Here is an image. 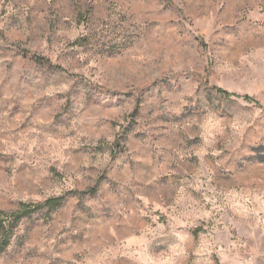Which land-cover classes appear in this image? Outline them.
Instances as JSON below:
<instances>
[{"label": "rangeland", "instance_id": "1", "mask_svg": "<svg viewBox=\"0 0 264 264\" xmlns=\"http://www.w3.org/2000/svg\"><path fill=\"white\" fill-rule=\"evenodd\" d=\"M0 210V264H264V0H0Z\"/></svg>", "mask_w": 264, "mask_h": 264}, {"label": "trees", "instance_id": "2", "mask_svg": "<svg viewBox=\"0 0 264 264\" xmlns=\"http://www.w3.org/2000/svg\"><path fill=\"white\" fill-rule=\"evenodd\" d=\"M46 60V59H45ZM63 201V197L62 196H55V197H51L49 199H47L45 202L43 203H37V204H24L23 207H25L22 211L18 212V213H14V221L13 222H18L20 220V218L25 214H31L33 211H36L38 209L44 208V207H48L49 209L51 208H56L59 205H61ZM5 214L4 211L0 210V233L4 234L5 236V232L6 231V225L4 223V220L1 218L2 215ZM9 241L7 239V237H4V241L1 244L3 246V248H5L8 245Z\"/></svg>", "mask_w": 264, "mask_h": 264}]
</instances>
